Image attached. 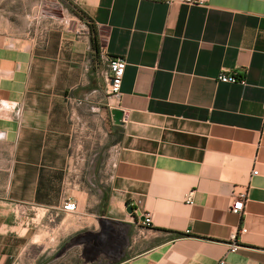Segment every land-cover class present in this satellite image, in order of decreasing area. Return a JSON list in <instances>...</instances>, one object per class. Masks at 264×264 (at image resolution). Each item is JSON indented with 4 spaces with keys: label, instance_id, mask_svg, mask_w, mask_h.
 Instances as JSON below:
<instances>
[{
    "label": "crops",
    "instance_id": "1",
    "mask_svg": "<svg viewBox=\"0 0 264 264\" xmlns=\"http://www.w3.org/2000/svg\"><path fill=\"white\" fill-rule=\"evenodd\" d=\"M192 1L75 0L84 40L1 26L0 264H264V0Z\"/></svg>",
    "mask_w": 264,
    "mask_h": 264
},
{
    "label": "rangeland",
    "instance_id": "2",
    "mask_svg": "<svg viewBox=\"0 0 264 264\" xmlns=\"http://www.w3.org/2000/svg\"><path fill=\"white\" fill-rule=\"evenodd\" d=\"M75 0H9L0 10V28L9 27L27 40L45 41L51 32L84 40L88 27L74 13ZM4 6V8H3ZM10 13V14H9ZM2 26V27H1Z\"/></svg>",
    "mask_w": 264,
    "mask_h": 264
},
{
    "label": "built area",
    "instance_id": "3",
    "mask_svg": "<svg viewBox=\"0 0 264 264\" xmlns=\"http://www.w3.org/2000/svg\"><path fill=\"white\" fill-rule=\"evenodd\" d=\"M189 3H193L192 0H186ZM101 57L105 62V71H104V79L106 82V92L107 95L114 99H120L121 96V86L122 79L125 73V69L127 66V62L123 58H111L106 53L102 52ZM220 80L226 83H240L245 85V81L239 79L236 75H226L223 74L220 76ZM253 175H257V172H253ZM234 202L231 207V211L234 214H241L245 210V204L248 199V191H239L234 193ZM63 209L67 212H75L76 204L71 201H67L63 207ZM18 212L22 215H27L30 211L33 212V209H21L17 208ZM152 224V218L150 214L145 215V219L143 221V226L149 227ZM242 233L246 232V229L241 231ZM238 250V246L234 245L231 249L232 252ZM218 264H225L224 259H222Z\"/></svg>",
    "mask_w": 264,
    "mask_h": 264
},
{
    "label": "water",
    "instance_id": "4",
    "mask_svg": "<svg viewBox=\"0 0 264 264\" xmlns=\"http://www.w3.org/2000/svg\"><path fill=\"white\" fill-rule=\"evenodd\" d=\"M112 120L114 124L116 125H123V119H124V112L119 109H112L111 110ZM128 211L132 212L133 209L129 206Z\"/></svg>",
    "mask_w": 264,
    "mask_h": 264
},
{
    "label": "trees",
    "instance_id": "5",
    "mask_svg": "<svg viewBox=\"0 0 264 264\" xmlns=\"http://www.w3.org/2000/svg\"><path fill=\"white\" fill-rule=\"evenodd\" d=\"M78 15V14H77Z\"/></svg>",
    "mask_w": 264,
    "mask_h": 264
}]
</instances>
